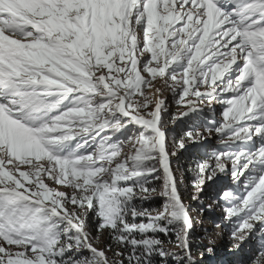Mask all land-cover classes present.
Wrapping results in <instances>:
<instances>
[{
    "label": "snow or ice",
    "instance_id": "obj_1",
    "mask_svg": "<svg viewBox=\"0 0 264 264\" xmlns=\"http://www.w3.org/2000/svg\"><path fill=\"white\" fill-rule=\"evenodd\" d=\"M142 72L189 106L173 125L206 100L204 131L166 127ZM212 131L227 139L194 161L193 187L231 161L233 247L264 242V0H0V264H195L170 157ZM105 230L115 248L95 246Z\"/></svg>",
    "mask_w": 264,
    "mask_h": 264
},
{
    "label": "rangeland",
    "instance_id": "obj_2",
    "mask_svg": "<svg viewBox=\"0 0 264 264\" xmlns=\"http://www.w3.org/2000/svg\"><path fill=\"white\" fill-rule=\"evenodd\" d=\"M142 75L150 81L147 87L142 85L143 92L150 96V107H154L157 97L164 99L166 102L167 113L165 120L168 121L166 127L170 129L174 128V131L179 135L188 130L190 123H198L201 125V131H204L203 125L206 122L205 118L207 120L212 119V113L208 110V102L206 100L198 103L194 113H190L188 117L178 119L176 124L173 125L170 122L171 116L175 114L179 117L181 112L188 111L189 106L186 103L178 104L176 102L171 89L165 85L164 78L157 76L153 79L147 73L143 72ZM156 89H160V91L157 93ZM185 100H196V98L189 95L185 97ZM211 107L215 110L216 120H221L220 113L222 111V105L219 102H214ZM221 139H227V137L219 136L215 131L211 133L204 132L203 137L197 141L185 139V148H176V155L170 157L171 167L176 170L175 175L181 180L180 193L183 203L188 206L194 225L191 229L190 247L195 264H232L229 260V254L232 252H239L241 249L248 248L250 254L255 257L259 254L261 244L264 243L258 235L254 234L244 242H239L241 244L239 248L233 247L234 241L231 236V225L225 219V203L220 199L223 191L232 185L231 161H225V172H217L216 177L212 180H205V183L201 186L202 190L199 193H196L193 187L194 173L190 168L194 167V161L203 159L213 149H218ZM167 147L168 151L173 150L174 146L171 137L168 139ZM45 180L47 183H50L51 187H58L61 191H71L65 185H56L53 182H49L47 178ZM157 187L159 188V184H157ZM193 195H197L198 198L193 199ZM152 197L145 207L158 209L163 203L164 198L159 195V191L153 193ZM92 231L95 235V221H92ZM170 240L172 241L171 243L162 240L164 241V246L169 250L180 251L175 243V236L173 234ZM107 244H112L114 248L116 247L109 233L105 230L99 235V241L95 246L103 248ZM209 248L212 249L210 253L207 251ZM108 255L111 256L112 253L109 252ZM251 262L246 264H251ZM167 264H175V261L169 258ZM234 264L243 263L242 260H239Z\"/></svg>",
    "mask_w": 264,
    "mask_h": 264
},
{
    "label": "trees",
    "instance_id": "obj_3",
    "mask_svg": "<svg viewBox=\"0 0 264 264\" xmlns=\"http://www.w3.org/2000/svg\"><path fill=\"white\" fill-rule=\"evenodd\" d=\"M149 202V201H147ZM145 203V206L148 205V203ZM159 238L161 240H166V241H169L170 238L172 237V234H169V236H165L164 234L162 233H159ZM254 258L253 255L250 254V251L248 248H244V249H241L239 252L238 251H235V252H232L231 254H229V260H230V263L234 264L236 261H239V260H242V263L243 264H246L250 261H252Z\"/></svg>",
    "mask_w": 264,
    "mask_h": 264
}]
</instances>
